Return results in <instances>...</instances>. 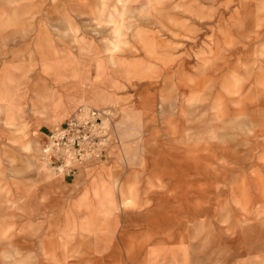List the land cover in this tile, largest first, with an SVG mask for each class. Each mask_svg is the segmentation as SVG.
Masks as SVG:
<instances>
[{"label":"rangeland","instance_id":"obj_1","mask_svg":"<svg viewBox=\"0 0 264 264\" xmlns=\"http://www.w3.org/2000/svg\"><path fill=\"white\" fill-rule=\"evenodd\" d=\"M0 264H264V0H0Z\"/></svg>","mask_w":264,"mask_h":264},{"label":"built area","instance_id":"obj_2","mask_svg":"<svg viewBox=\"0 0 264 264\" xmlns=\"http://www.w3.org/2000/svg\"><path fill=\"white\" fill-rule=\"evenodd\" d=\"M106 113L81 108L73 118L52 132L42 146L41 160L56 173L73 177L80 169L104 156L110 133L104 123Z\"/></svg>","mask_w":264,"mask_h":264}]
</instances>
